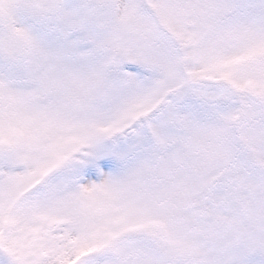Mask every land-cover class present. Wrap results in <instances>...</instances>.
Returning a JSON list of instances; mask_svg holds the SVG:
<instances>
[{"label":"snow or ice","instance_id":"obj_1","mask_svg":"<svg viewBox=\"0 0 264 264\" xmlns=\"http://www.w3.org/2000/svg\"><path fill=\"white\" fill-rule=\"evenodd\" d=\"M0 264H264V0H0Z\"/></svg>","mask_w":264,"mask_h":264}]
</instances>
